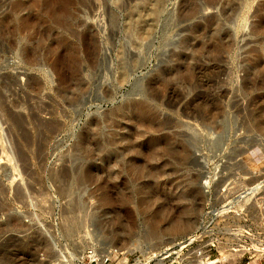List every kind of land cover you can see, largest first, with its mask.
Masks as SVG:
<instances>
[{"label": "rangeland", "instance_id": "1", "mask_svg": "<svg viewBox=\"0 0 264 264\" xmlns=\"http://www.w3.org/2000/svg\"><path fill=\"white\" fill-rule=\"evenodd\" d=\"M186 1L0 0V264L153 251L210 210L246 214L232 260L264 242V0Z\"/></svg>", "mask_w": 264, "mask_h": 264}, {"label": "built area", "instance_id": "2", "mask_svg": "<svg viewBox=\"0 0 264 264\" xmlns=\"http://www.w3.org/2000/svg\"><path fill=\"white\" fill-rule=\"evenodd\" d=\"M209 213L212 211L202 214L197 227L190 234L153 251L135 250L128 253L113 250L105 255L99 254L91 246L86 250L85 257L88 264H264V242L253 246L244 239L237 248L242 252L236 260L230 257L236 250L227 252L223 245L233 237L247 238L246 229L228 222L230 218L242 219L246 214Z\"/></svg>", "mask_w": 264, "mask_h": 264}, {"label": "bare ground", "instance_id": "3", "mask_svg": "<svg viewBox=\"0 0 264 264\" xmlns=\"http://www.w3.org/2000/svg\"><path fill=\"white\" fill-rule=\"evenodd\" d=\"M145 1V0H144ZM150 1H152V3L150 2V4H151V13H149V14H151V16H152V18L153 17H156L157 16V14L159 13L158 12V10H157V1L158 0H156L155 2H154V0H150ZM183 1V0H182ZM201 1V0H200ZM204 1V0H203ZM227 1V0H226ZM231 1V0H230ZM230 1H228V3L230 2ZM237 0H232V2H236ZM241 1V0H240ZM202 2V1H201ZM221 2H223V0H205V6H207V7H214L215 6V4H217V3H221ZM232 2H230V3H232ZM245 2V1H244ZM20 3H23V2H20ZM19 3V4H20ZM159 3V2H158ZM160 3H161V1H160ZM204 3V2H203ZM226 2L224 1V4H225ZM239 3H242V2H239ZM182 4V3H181ZM227 4V3H226ZM24 5V4H23ZM160 5V4H159ZM220 5V4H219ZM221 5H223V4H221ZM235 5V4H234ZM238 5V4H237ZM17 5H15V7H16ZM148 6V5H147ZM164 6V5H163ZM182 6V5H181ZM202 6H203V4H202ZM201 6V7H202ZM227 6V5H226ZM19 9L21 8V7H19V5L17 6ZM228 7V6H227ZM149 8V7H148ZM199 8H200V5L197 3V0H187L186 1V3L184 4V6H183V10H182V13H181V11H180V16H178V17H180L182 20L183 19H186V18H189V17H191L190 15H194L198 10H199ZM199 11H201V10H199ZM162 14V13H161ZM149 16V15H148ZM158 16H159V14H158ZM209 16V15H208ZM150 17V16H149ZM151 18V19H152ZM179 18V19H180ZM205 18H206V16H205ZM216 18V17H215ZM146 19V18H145ZM155 19H157V18H155ZM217 19V18H216ZM216 19H214V17H213V15L211 16H209L207 19H204V20H207V22H206V24H205V26H207L208 27V32H207V34H206V32L204 31V28L202 29L203 31H202V33L200 34V40L201 41H204V37L206 38V36H208V37H210V42H211V44L213 43H215L216 45L218 44V43H220V41H222V37L220 36V34H221V32H219L218 31V29H216V28H214V25L215 26H217V24L216 23H218L217 21L215 22V20ZM219 19V18H218ZM155 20L153 19V22H154ZM175 21H177V20H175ZM147 22V21H146ZM156 22V21H155ZM182 22V21H181ZM204 23V22H203ZM219 25V24H218ZM156 26V25H155ZM217 28H220V27H217ZM152 29V28H151ZM150 29V30H151ZM206 30V29H205ZM220 30V29H219ZM201 31V30H200ZM225 31V30H224ZM191 32V31H190ZM193 33V32H192ZM224 33V32H223ZM227 33H228V31H227ZM227 33H224V35L226 34L227 35ZM198 34V35H199ZM225 35V36H226ZM228 36V35H227ZM226 36V37H227ZM194 37H195V35H194ZM200 41V42H201ZM209 44V43H208ZM212 44V45H213ZM215 45V46H216ZM223 45V44H222ZM219 46V45H218ZM215 51V50H214ZM212 52V51H211ZM213 53V52H212ZM192 54V53H191ZM204 55V54H203ZM212 55L214 56V59H213V57H212ZM212 55H209V56H211L212 57V59L211 60H208L207 62H205V63H210L211 65L214 63L215 64V62L214 61H218L220 58L218 57L220 54H218V56L216 55H214V54H212ZM190 56V55H189ZM205 57V56H204ZM211 57H209V58H211ZM208 58V57H207ZM200 60V59H199ZM205 60H206V58H205ZM205 60H200L201 62H203V61H205ZM223 61V60H222ZM187 62V61H186ZM200 62V63H201ZM189 63V62H188ZM186 65V64H185ZM201 65H202V63H201ZM207 66H209V64L207 65ZM219 66V65H218ZM197 67V66H196ZM203 67V66H202ZM167 75V74H166ZM185 76L187 75H190V71H189V73L187 74H184ZM191 75H192V72H191ZM189 76V77H192V76ZM165 76V75H164ZM181 76V75H180ZM167 76H165V77H162V78H166ZM183 78V77H182ZM193 78V77H192ZM167 79V78H166ZM169 79V78H168ZM188 77L186 78L185 77V79H181V81L180 82H178L179 84H177V85H179V86H181V87H183L184 89L185 88H188L187 87V85H189L188 83H190V79H189V82H188ZM164 80V79H163ZM188 82V83H187ZM163 84V83H162ZM166 84V83H165ZM169 85V84H168ZM176 85V84H175ZM178 86V87H179ZM190 86V85H189ZM194 86V85H193ZM165 87V86H164ZM169 87V86H168ZM180 87V88H181ZM173 88H174V86H173ZM189 88H191V87H189ZM194 89H195V87H193ZM165 89V88H164ZM169 89V88H168ZM197 89V88H196ZM199 89V88H198ZM208 89V88H207ZM152 90V89H151ZM163 90V89H162ZM173 90V89H172ZM181 90V89H180ZM183 90V89H182ZM189 91H190V89H188ZM193 90V89H192ZM220 90V89H219ZM194 91V90H193ZM196 91V90H195ZM174 92V91H173ZM191 92V91H190ZM196 93V92H195ZM158 94V93H157ZM185 95V94H184ZM197 95V94H196ZM220 95V94H219ZM153 98V97H152ZM154 99V98H153ZM161 102V101H160ZM147 106H149V105H147ZM190 106V105H189ZM209 108V107H208ZM149 109V108H148ZM193 109V108H192ZM188 110V111H186V112H184V116L185 117H188V118H193L194 120L196 119V120H198V119H202V120H204V121H206V120H209V119H212V118H214V117H216L215 115L213 116V112L211 113L209 110H206V112L204 113V112H199V111H197V110ZM207 109V108H206ZM211 109V108H210ZM185 110H187V109H185ZM183 111V110H182ZM213 111V110H212ZM181 114H183V113H181ZM217 115V114H216ZM183 116V115H182ZM209 183V179H206L205 181H204V184H208ZM258 186V185H257ZM256 188L257 187H254V188H251V189H248V191L246 192V196H247V198L246 199H248V198H250V197H252L254 194H255V191H256ZM227 210V209H226ZM224 211V210H223ZM227 213V212H226ZM173 227H172V230L174 229V231L175 230H177L178 228H179V225H172ZM138 246H139V244H138ZM137 245L136 246H134V243L133 242H131V243H129V244H125V245H123V246H121V247H119L118 249H127V252H129V253H131V249L133 248V247H138ZM151 248H153V247H151Z\"/></svg>", "mask_w": 264, "mask_h": 264}]
</instances>
